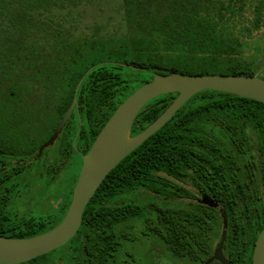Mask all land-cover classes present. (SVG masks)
<instances>
[{"label": "trees", "instance_id": "1", "mask_svg": "<svg viewBox=\"0 0 264 264\" xmlns=\"http://www.w3.org/2000/svg\"><path fill=\"white\" fill-rule=\"evenodd\" d=\"M55 2L0 0V95H10L3 102L0 98V104L10 103L1 108L15 109L17 100L25 108L31 101L27 95L36 94V102L47 103L49 110L48 103L53 100L49 95L57 93L69 95L65 108L89 67L115 59L113 53V57H105L109 54L105 50L87 47L105 42H73L68 40L72 38L70 35L55 31V20L48 15ZM123 2L129 16L136 8V13L151 23L147 36L135 37L129 43L126 38H118L122 44L133 45L131 63L148 71L132 70L111 61L90 70L80 84L78 101L84 103L81 108L93 111L96 100H101L103 111L98 123L103 124L118 104L152 78V73L263 77L258 72L262 63L259 45L249 40L254 31L264 28V0L248 5L246 0ZM39 94L47 97L41 99ZM176 95V92L163 94L148 101L136 115L132 133L151 123ZM43 111L46 113L44 108L37 110L38 124L44 117ZM49 115L46 113L45 117L49 119ZM21 117L25 118V114ZM55 120L48 129L55 126ZM98 123L85 129L94 131ZM187 184L211 191L226 211L228 226L222 237L230 264H252L254 241L264 226V103L215 90L192 95L169 121L106 175L86 205L81 226L69 242L85 228L81 248L86 256L84 264H111L109 225L124 212L119 208H92L94 199L125 186L171 199L189 197L192 193L184 186ZM70 198L71 191L60 219ZM199 207L206 208V214L212 217L201 218L200 213H205L202 208L169 207L157 208L150 220L154 225L151 230L165 238L176 257L189 256L192 262L203 264L213 252L210 245L218 224L215 217L218 219L219 215L213 208ZM132 216H141L139 206L133 207ZM59 220L44 226L23 227L15 233L10 231V236L36 235ZM47 254L26 262L45 258Z\"/></svg>", "mask_w": 264, "mask_h": 264}, {"label": "rangeland", "instance_id": "2", "mask_svg": "<svg viewBox=\"0 0 264 264\" xmlns=\"http://www.w3.org/2000/svg\"><path fill=\"white\" fill-rule=\"evenodd\" d=\"M255 1L256 0H246V4H252ZM248 8L249 6H246L245 11L249 13ZM134 10L135 11L129 16L125 10L123 0H57L54 6L51 7V13H48V15L55 20V22H53L55 27L52 25L55 31L62 34H68L72 37L71 39H68L69 41L72 40L73 42L79 43L84 40H90L89 42H105L101 44H92L87 47L105 50L109 53L106 54L105 57L108 55L113 57L114 54L115 59H125L126 62L123 63L132 64L131 61L134 58L133 45L122 44L118 38H126L125 41L128 40L129 43V40L131 42L135 37H140L142 35L147 36V34L151 33V23L146 19L141 18V16L136 13V8H134ZM144 25L146 26V29L140 28ZM249 41L256 42L259 45L258 47L261 51L262 63L258 68V72L259 75L264 77V28L254 31ZM112 42L114 43L112 44ZM115 59H107L98 63L109 61L118 62ZM139 67L145 68L144 66ZM45 95L39 94L38 96H40L41 99H44ZM9 96L10 95L1 94V101H5ZM19 96L20 94L15 95V97ZM28 96L31 101L24 105L25 108H23V104L19 100L14 102L16 109H20L21 114H25V118L21 117L20 129L16 128V125L12 122L7 123L0 121V160H3L10 152L14 154H22L30 149L39 148L45 143L46 140L52 136L51 134L54 133L59 123H57V121L63 114L64 110H66L67 106L65 108L64 106L69 99L68 94L57 93L49 95L53 100L49 101L48 110L46 108L47 103L42 101L39 105V103L36 102V94H28L27 97ZM7 104L10 103H1L0 109H5L1 107H4ZM94 105L95 108L93 109V114L96 115V119H99L102 117L103 111L101 108V100H96ZM39 107L44 108L46 113L50 114V117L49 119L48 117L46 118V113L43 111L44 117L41 119V123L38 124L36 114H38L37 110ZM15 110L12 113H7L6 116L10 114L13 117L15 115ZM60 110L63 111L59 112ZM96 111L98 113H96ZM31 116L36 117V119L34 117V125L33 123L26 121V117L30 119ZM54 119H56L55 126L50 130L48 129V126L53 123ZM60 131L61 129L57 134H59ZM49 152L51 156L55 154H53V151L51 152L50 149L48 150V153ZM65 162L66 161L63 160L56 161L53 166L56 171L53 173L51 172L49 178H38L36 181L34 190L36 202L33 207V203L30 205L33 212L29 214L30 216L32 215L37 222L33 227L39 225L44 226V223L50 224L52 221H56L64 210L66 205L65 190H67V186L70 185L68 177L73 175L74 172V166H71L66 170L63 168V163ZM60 178L63 179L59 182L58 180ZM14 182L15 181L9 183ZM184 186L192 191V193H196L197 191L196 188L189 184ZM6 187L8 188V185ZM137 190L138 189L134 191L130 187L125 186L121 187L117 192L106 191L103 196H97L91 205L92 208L105 210L119 208L124 212L117 217L118 219H115L109 225L112 234V249L109 256L111 264H114V261L115 264H199L198 262H192L189 256L184 258L176 257L168 245H166L164 241L165 238L156 236L151 230V227L154 225L150 219L155 217L157 208L158 210H163V208L167 209L169 207H192L197 210L202 208L203 210L201 211H205V213H200L201 218L208 217L209 219L212 215L210 213L208 215L206 214L207 209L204 207L200 208L199 205L195 206L196 198L193 195L171 199L170 197H164L161 195L157 196L149 191ZM127 194L129 195V198L133 200L131 202L132 205L115 204L116 199H120V195ZM135 206H139L140 208L141 216L139 218L132 216L133 207ZM27 210H29V208ZM0 220L6 221L3 220V218ZM10 220L14 221V223H16L15 221H18L17 219ZM215 220L218 221V224L215 228L216 234H214L211 241V250L214 249L215 244L219 241L220 236L222 235L219 217L218 219L215 217ZM21 227L23 226L16 227L15 229L10 227L7 231L15 233L18 229H21ZM33 227L30 226V228ZM84 234L85 228H82L79 235L61 249L57 248L53 250L47 254L45 258H37L31 262H22L19 264H84L86 256L82 253L81 249L84 241ZM209 257L203 261L205 262ZM212 263L220 264L216 261Z\"/></svg>", "mask_w": 264, "mask_h": 264}, {"label": "water", "instance_id": "3", "mask_svg": "<svg viewBox=\"0 0 264 264\" xmlns=\"http://www.w3.org/2000/svg\"><path fill=\"white\" fill-rule=\"evenodd\" d=\"M102 63L89 67L78 80L69 107L60 119L52 136L39 148V151L53 143L58 131L63 127L77 104V94L84 77L91 69ZM112 63L132 70L148 71L143 67L128 63ZM151 75L150 80L136 88L115 108L96 135L89 150L82 155V164L72 190L70 203L60 222L47 231L28 237L0 235V264H19L64 246L77 232L86 204L106 175L126 155L169 121L176 111L195 93L203 90H215L264 103V77L256 75L182 74L177 72L152 73ZM174 92L177 93L176 97L162 113L142 131L130 136L133 120L140 109L151 99ZM201 203L214 206L220 210L223 229L225 230L227 216L217 202L202 195ZM222 245L223 240H220L214 249L213 255L204 264L213 261L230 264L223 254ZM252 264H264V226L258 232L254 241Z\"/></svg>", "mask_w": 264, "mask_h": 264}, {"label": "flooded vegetation", "instance_id": "4", "mask_svg": "<svg viewBox=\"0 0 264 264\" xmlns=\"http://www.w3.org/2000/svg\"><path fill=\"white\" fill-rule=\"evenodd\" d=\"M72 98H73V96H72ZM69 105L67 106V108L69 107ZM83 105H84V103H80L78 101V94H77V104L74 107V109H73L72 113L70 114V116L68 117V119L66 120L65 124L61 128L60 133L57 134V136H56V138L52 144L44 147L41 151H39V148L44 143L39 148L30 149V150H28L22 154H14V153L10 152L6 157H4L3 160H0V219L3 218V220H6V221L0 220V235L10 236L12 234V232L7 231L8 228H10V227L15 229L16 227L23 226L26 228V227H30V226L33 227L37 224L34 217L32 215L31 216L29 215L30 213L33 212L30 205L33 203L32 204V207H33L34 203L36 202L35 201L36 197H35V192H34L35 186H36V181L38 178H44V177L49 178L51 172L53 173L56 171V169H54L53 166H54L55 162L58 160H63V161L67 162V163L65 162L66 164L63 163V165H64L63 168L65 170L69 169L71 166H74L73 175L68 177L70 185L67 186V190H65L66 191L65 204H67L68 195H69L70 191H71V195H72L73 187H74V185L77 181V178H78V173H79V170H80V167L82 164V155L86 154V152L89 150V148H90L91 144L93 143L96 135L98 134V132L100 131V129L102 128L104 123L107 121L109 116L115 110L114 109L111 112V114L107 117V119L104 121V123L101 124V122L98 123L100 118L96 119L97 117H96V115L93 114L92 110L89 111V110H84L83 108H81ZM67 108H66V110H67ZM14 110L0 109V121L7 122V123L12 122L16 125L15 126L16 128L20 129L21 128V124H20L21 123V111H20V109H16L17 111L15 110V115L13 117L10 114H8L6 116L7 113H12V112H14ZM66 110H64L63 114L65 113ZM96 113H98V112L96 111ZM63 114L58 119L57 123L60 121ZM90 114H92V116L94 115V117L92 119L90 117ZM34 117L31 116L30 119L26 117V121L31 122L34 125L35 124L34 123ZM35 119H36V117H35ZM5 120H7V121H5ZM96 123H98V128H96L94 131L85 129L88 126H91V124H96ZM143 129L139 130L138 132L132 133V126H131L130 136L139 133ZM49 149L51 150V152L53 151V154L55 153L53 156L50 155V152L48 153ZM73 152H75L76 154H74ZM62 179L63 178H60L58 181L60 182ZM12 181H15V182L9 183ZM5 184L8 185V188L6 187L7 185H5ZM22 187H24V188H22ZM139 190H144V189H138L137 191H139ZM196 190H197L196 193H194V192L192 193V191H191L192 195L196 198L195 206L196 205L197 206L202 205V206H206V207L213 208L214 210H216L218 212V215H219L220 224H221V231L223 234V232L226 231L227 226H228V217H227V226H226V229L224 230L220 210H218L214 206H208L206 204L201 203V196L204 195L210 199H213L215 202H217L218 206L224 210L223 206L216 199H214V197L211 194V191L207 190L204 192V191L199 190L197 188H196ZM145 191H147V190H145ZM132 201L133 200L129 198L128 194L127 195H120V199L117 198L115 204H117V205H132L131 204ZM69 203H70V200H69ZM69 203H68V205H69ZM68 205H67V208H68ZM28 208H29V210H27ZM67 208H66V210H67ZM66 210H65V212H66ZM224 212L226 214L225 210H224ZM226 216H227V214H226ZM10 219H12V220L17 219L18 221H15L16 223H14V221H11ZM59 219H60V216L58 217L57 220H59ZM60 220H59V222H60ZM82 220H83V218H82ZM81 223H82V221H81ZM80 226H81V224H80ZM80 226H79V228H80ZM23 227H21V228H23ZM10 237H13V236H10ZM220 240H223L222 251H223V254L225 255L224 250H223L224 238L222 237V235L220 236L219 241ZM68 242L64 246H66L68 244ZM217 243L215 244L214 249H215ZM64 246H62V247H64ZM214 249H213L211 256L214 253ZM114 264H115V261H114Z\"/></svg>", "mask_w": 264, "mask_h": 264}]
</instances>
